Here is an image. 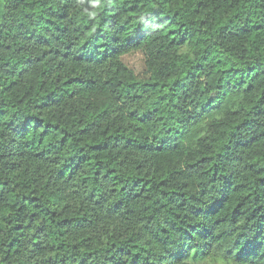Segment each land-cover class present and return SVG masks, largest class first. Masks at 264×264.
I'll list each match as a JSON object with an SVG mask.
<instances>
[{"label":"trees","instance_id":"1","mask_svg":"<svg viewBox=\"0 0 264 264\" xmlns=\"http://www.w3.org/2000/svg\"><path fill=\"white\" fill-rule=\"evenodd\" d=\"M0 264H264V0H0Z\"/></svg>","mask_w":264,"mask_h":264},{"label":"rangeland","instance_id":"2","mask_svg":"<svg viewBox=\"0 0 264 264\" xmlns=\"http://www.w3.org/2000/svg\"><path fill=\"white\" fill-rule=\"evenodd\" d=\"M122 60L129 66L137 76H143L145 71L144 57L139 51L122 56Z\"/></svg>","mask_w":264,"mask_h":264}]
</instances>
